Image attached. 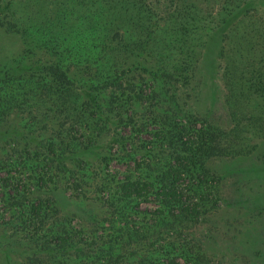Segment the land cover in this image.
I'll return each instance as SVG.
<instances>
[{
    "label": "rangeland",
    "instance_id": "1",
    "mask_svg": "<svg viewBox=\"0 0 264 264\" xmlns=\"http://www.w3.org/2000/svg\"><path fill=\"white\" fill-rule=\"evenodd\" d=\"M231 1L0 0V264H264V0ZM169 171L185 211L118 191Z\"/></svg>",
    "mask_w": 264,
    "mask_h": 264
},
{
    "label": "trees",
    "instance_id": "2",
    "mask_svg": "<svg viewBox=\"0 0 264 264\" xmlns=\"http://www.w3.org/2000/svg\"><path fill=\"white\" fill-rule=\"evenodd\" d=\"M184 4V6L182 5ZM181 9L183 12H187L190 14V6L189 3H182ZM234 2L228 0L227 6L233 8ZM193 6H196L193 3ZM201 12V10H200ZM260 20V19H259ZM250 26H252V31L256 30V33H260L264 36V25L259 22L250 21ZM174 170V169H173ZM172 175L173 172L169 171ZM163 175V178L158 182H142L140 180H128L127 182L123 183L119 186L118 191L120 195L124 198H134L138 197L142 194H146L148 192L156 194L161 201V204L168 206L169 208L179 209L181 211H185L187 208L184 206V191L179 187V179L178 177L181 176L180 172L179 175H175V173L171 176ZM167 264H177L174 261H169Z\"/></svg>",
    "mask_w": 264,
    "mask_h": 264
}]
</instances>
